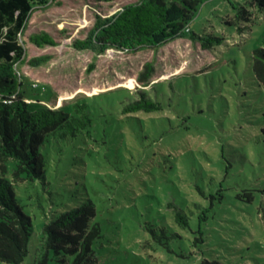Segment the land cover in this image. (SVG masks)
<instances>
[{"label":"rangeland","instance_id":"374dc122","mask_svg":"<svg viewBox=\"0 0 264 264\" xmlns=\"http://www.w3.org/2000/svg\"><path fill=\"white\" fill-rule=\"evenodd\" d=\"M140 1L31 0L16 66L23 82L39 85L50 107L84 99L94 123L43 146L45 180L14 179L9 165L33 222L24 264L41 255L47 223L89 200L102 228L97 264H264V88L253 71L264 13L247 0H199L189 32L170 29L158 47L95 41L98 16ZM240 6L252 20H237ZM42 33L55 44L33 40ZM148 63L154 73L141 83ZM143 90L162 109L124 114Z\"/></svg>","mask_w":264,"mask_h":264},{"label":"trees","instance_id":"16d2710c","mask_svg":"<svg viewBox=\"0 0 264 264\" xmlns=\"http://www.w3.org/2000/svg\"><path fill=\"white\" fill-rule=\"evenodd\" d=\"M247 1L253 10L264 13V0ZM32 10L31 0H0V262L4 264H24L33 233L32 219L17 200L15 180L7 176L10 163L13 164L14 179L45 180L43 146L52 138L89 132L94 123L90 106L84 99L71 105L50 107L43 104L49 96L36 91L40 89L39 85L28 87L23 82L16 67L25 60V49L19 36L27 26ZM198 10L199 0H141L124 6L105 20L98 16L94 39L103 47H158L169 40L170 29L184 34L189 32L188 25ZM253 10L240 6L237 20H252ZM192 39L203 42L204 48L211 46L204 37L192 35ZM33 40L40 45L55 44L46 33L36 35ZM86 43L90 44L89 41ZM253 71L264 88L262 47L253 52ZM153 73L154 66L148 63L139 81L147 83ZM161 109V102L143 90L124 105L123 113H151ZM96 214V206L89 200L47 223L42 253L34 264H49L53 255L56 264H97L93 245L101 238L102 228L95 222ZM176 222L182 227L189 226L188 216L181 211L176 213ZM150 230L155 236V231ZM200 264L222 263L204 259Z\"/></svg>","mask_w":264,"mask_h":264},{"label":"built area","instance_id":"2783aa9c","mask_svg":"<svg viewBox=\"0 0 264 264\" xmlns=\"http://www.w3.org/2000/svg\"><path fill=\"white\" fill-rule=\"evenodd\" d=\"M187 31H189V29Z\"/></svg>","mask_w":264,"mask_h":264}]
</instances>
